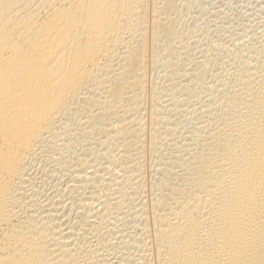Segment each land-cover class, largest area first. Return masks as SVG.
I'll return each instance as SVG.
<instances>
[{
    "label": "bare ground",
    "instance_id": "bare-ground-1",
    "mask_svg": "<svg viewBox=\"0 0 264 264\" xmlns=\"http://www.w3.org/2000/svg\"><path fill=\"white\" fill-rule=\"evenodd\" d=\"M248 2L205 43L204 0H0V264H264Z\"/></svg>",
    "mask_w": 264,
    "mask_h": 264
},
{
    "label": "rangeland",
    "instance_id": "rangeland-1",
    "mask_svg": "<svg viewBox=\"0 0 264 264\" xmlns=\"http://www.w3.org/2000/svg\"><path fill=\"white\" fill-rule=\"evenodd\" d=\"M204 2L207 5L208 11H207V13L205 15H200V19L198 20L197 25L199 27L206 26L210 22L209 24L211 26L210 25H208V26L213 27V29L216 28V30H214L213 32H212L213 29L210 30L211 33H215V31H216V33L214 35L216 36L218 34L216 36L217 38L214 37V35H213V37H214L213 38V37H211V35H209V34H211L209 32L207 34L208 37L205 36L206 40H205V37H204V42L205 43H212V41L214 39H218V38L220 39L221 37H222L221 40H223V39H226V36L227 37L228 36L231 37V39L232 38L233 39H238L240 36H239V34L236 35V33L239 32L237 29L239 27H241L240 24L241 23L242 24H247V23L251 24V23H253L251 21L250 22L248 21L249 20L248 19V15L250 14L249 15V17H251L250 19L251 20L254 19L255 21L258 20L257 17H260L262 15L261 13H260L261 14L260 16L259 15L255 16L257 14H254V16L256 18L253 17V13H255L254 9L256 8V3L248 2V0H243V1L242 0H204ZM244 4L246 5V7H244L245 6ZM249 5L253 9L249 8L250 7ZM211 7H212V10H215V9L222 10L223 14L221 16H219V17L214 16L213 14L211 15L210 12H209ZM195 11H197V9L194 10L193 14L197 13ZM250 12H252V13H250ZM255 21H254V23H255ZM254 23H253V25H254ZM254 27H256V26H254ZM248 31H250V30H247L245 33L248 34ZM241 32H243V31H241ZM246 34H244V35H246ZM223 37H225V38H223ZM211 39H213V40H211ZM231 39H229V40H231ZM238 41H240V40H237V42ZM241 41H243V40H241ZM229 43L231 44L232 42H229ZM231 46H230L231 48H233V49L235 48L233 45H231Z\"/></svg>",
    "mask_w": 264,
    "mask_h": 264
}]
</instances>
